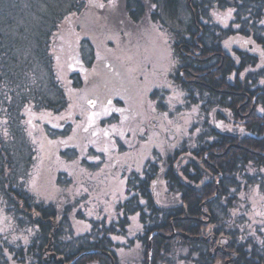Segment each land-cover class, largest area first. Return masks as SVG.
<instances>
[{"label": "trees", "instance_id": "trees-1", "mask_svg": "<svg viewBox=\"0 0 264 264\" xmlns=\"http://www.w3.org/2000/svg\"><path fill=\"white\" fill-rule=\"evenodd\" d=\"M91 5L0 0V195L17 227L1 239L0 264H120L119 251L137 245L141 264H264V0H123L121 13L136 29L117 45L133 60L149 61L164 37L171 56L167 92L182 97L183 105L169 106L164 90L150 98L155 144L143 159L137 150L117 170L127 182L119 203L109 205L113 201L90 187L92 193L82 186L72 192L63 171L51 172L58 178L50 190L48 182L28 189L25 174L37 153L25 112L66 111L67 82L92 94L90 101L114 95L98 91L96 81L81 88L82 68L66 78L54 57L63 22ZM215 5L234 11L227 28L214 17ZM92 30L88 26L86 36ZM236 35L249 39L248 47L226 51L224 42ZM100 61L102 70L105 63L119 65ZM145 132L147 139L148 127ZM72 151L56 154L72 161L79 155ZM183 154L192 160L176 171ZM135 220L137 238L122 243ZM13 237L19 240L9 244Z\"/></svg>", "mask_w": 264, "mask_h": 264}, {"label": "rangeland", "instance_id": "rangeland-1", "mask_svg": "<svg viewBox=\"0 0 264 264\" xmlns=\"http://www.w3.org/2000/svg\"><path fill=\"white\" fill-rule=\"evenodd\" d=\"M84 1L92 4L91 7L78 15L69 16L55 36L52 49L57 68L66 78L74 70L82 68L86 80L81 88L90 89L96 81L95 88L98 91L105 92L109 89L114 95L111 93L112 97L103 101L100 97L90 101L89 96L92 94H86L85 90L78 91L72 86V82H67L70 103L66 111L52 113L27 110L26 134L36 149L37 158L29 175L25 174V179L29 185L28 189L34 185L41 187L43 182H48L45 188L50 190L54 186L53 181L58 178L54 175V179L51 172L63 171L72 178L69 187L72 192L75 190L82 192V187H85L84 193H92L88 191L90 187L94 192L98 191L96 192L98 196L113 201L109 202L112 206V203L114 205L126 198L127 182H120L118 178L122 177L117 175V170L131 155H135L137 150L139 159H143L147 155L143 152H148L155 144L152 138L156 134L149 133V128L151 132L152 127L148 125V120L154 117L150 98L159 94L160 90L171 91L168 74L171 56L164 37H160L161 43L157 45L158 48L148 50L151 54L149 61H145V58L140 61L137 56H134L133 60L129 51H123L117 45L118 42L121 43L122 38L130 39L136 29L134 25L126 22L127 19L121 13L123 0L107 4L102 0ZM98 9H103L105 14L101 15ZM108 12L115 14L112 16ZM213 15L223 28H227L234 20L232 9H222L218 5L214 6ZM88 26L93 29L90 37L85 34ZM117 28L121 34L117 33ZM249 42V39L236 35L224 42V49L228 52L234 48L246 49ZM101 58L114 59L119 65L116 62L105 63V69L102 70L97 67L103 63L100 61ZM93 59L100 61L98 65L89 64ZM121 66L128 73L124 71V74ZM147 67H150V70H146ZM167 99L169 106L173 103L179 107L184 103L182 97L175 92H167ZM182 122L184 124L186 121ZM67 148L76 151L75 154L79 152L78 157L69 161L62 160L56 154L58 150ZM98 206L100 207L99 204ZM110 210L112 208L109 207V212ZM16 229L0 195V242L1 239L7 238L8 234L10 236L15 234ZM138 230L139 226L135 220L127 240L121 239V242L135 240L137 237L134 235ZM18 240L19 238L13 237L9 244H15ZM27 242L28 236L25 235L21 243ZM140 251L139 245L129 250L121 249L118 253L119 263L141 264Z\"/></svg>", "mask_w": 264, "mask_h": 264}, {"label": "water", "instance_id": "water-1", "mask_svg": "<svg viewBox=\"0 0 264 264\" xmlns=\"http://www.w3.org/2000/svg\"><path fill=\"white\" fill-rule=\"evenodd\" d=\"M185 160H192V157L187 155V154H183L180 156V158L178 159L177 163L175 164V170L178 171L180 165L185 161ZM151 260V251L149 254V262Z\"/></svg>", "mask_w": 264, "mask_h": 264}, {"label": "snow or ice", "instance_id": "snow-or-ice-1", "mask_svg": "<svg viewBox=\"0 0 264 264\" xmlns=\"http://www.w3.org/2000/svg\"><path fill=\"white\" fill-rule=\"evenodd\" d=\"M230 14V13H229Z\"/></svg>", "mask_w": 264, "mask_h": 264}]
</instances>
